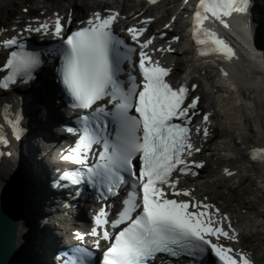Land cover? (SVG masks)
I'll return each instance as SVG.
<instances>
[{"label":"snow or ice","instance_id":"6c2138e0","mask_svg":"<svg viewBox=\"0 0 264 264\" xmlns=\"http://www.w3.org/2000/svg\"><path fill=\"white\" fill-rule=\"evenodd\" d=\"M248 3L249 0H199L192 13L191 30L195 43L203 46L198 47L199 54L217 52L225 58L234 54L222 38L204 27V21L211 17L228 27L224 17L233 12H245ZM117 15L113 12L102 17L100 13H94L87 26L71 31L63 40L65 47L59 50L61 64L57 70L73 98L72 106L89 110L88 114L80 117L83 127L75 145L61 156L62 160L71 161L84 171H66L63 178L78 184L87 175L89 181L94 180L104 186L109 195H117L121 186L131 183V190L122 200L116 218L111 220L113 228L126 226L114 233L108 230L102 233V239L109 241L103 250L102 264H154L159 254L174 258L193 257L209 249L222 264H252L245 254L233 255L231 248L219 243L221 236L232 239L234 234L229 237L219 225L214 226L210 218L205 219L211 215L207 211L210 205L167 198V189L175 190L173 194L177 196L190 195L187 189H177V181L171 177L177 171L184 173L188 170L183 154L190 157L193 152L200 151L191 142V130L187 126L189 112L195 110L199 98L193 97L190 103L185 104L187 89L184 84H170L165 79L170 69L153 61L143 50L151 44V39L140 45V79L131 73L127 76L126 85L118 79L121 46L127 49L123 58L130 66L135 65H132L128 54L131 49L113 34L112 24ZM27 30L47 32L49 26L45 23ZM127 31L135 41L145 29L130 27ZM61 33L62 23L57 17L54 34L61 36ZM2 43L8 48L17 45L18 39L13 36ZM40 63L39 53L26 51L24 45L19 44L18 50L11 51L3 64L8 74L0 79V88L7 89L17 77L21 82H27ZM101 101L106 103L100 104ZM109 118L115 125L111 138L106 127ZM176 119L183 123H174ZM204 120H208L207 114ZM11 126L13 135H16L17 122L12 121ZM196 130L200 131L199 126ZM203 133L206 137L208 129L204 128ZM0 143H7L3 135H0ZM94 145L102 147L95 163L90 165ZM253 151L264 153V149ZM195 166L203 167L202 164ZM224 171L232 174L227 168ZM107 216L108 213L100 209L96 225H108ZM85 235L77 232L75 239L83 241ZM87 235L97 237L93 245L99 247L101 237L97 228L94 227ZM212 237H216L217 242H213ZM76 251L87 254V249L77 247Z\"/></svg>","mask_w":264,"mask_h":264},{"label":"bare ground","instance_id":"6f19581e","mask_svg":"<svg viewBox=\"0 0 264 264\" xmlns=\"http://www.w3.org/2000/svg\"><path fill=\"white\" fill-rule=\"evenodd\" d=\"M127 1L130 0H117V2L115 0L113 4L117 9L123 10L126 8ZM41 2L44 3L43 0ZM119 2H123L121 6L117 5ZM147 4L146 1L141 4L136 3L129 13L124 12L127 15L126 18L132 19L135 14L141 11H144L148 16L156 15L157 18L150 26V32H155L164 29V26L175 17L176 19L171 24L173 31L164 30L169 32L170 37L177 34L184 41L183 43L176 42V50L171 56L173 60H176L174 75L193 77L195 81H208L209 89H204L201 92L203 100L206 102L210 99L211 105L216 103V108L210 107L211 105L205 107V112H210L213 116L210 122L211 132L206 137L199 133L195 140L200 151L195 153L191 161L194 162V167L196 164L203 165L201 173L197 175L194 171L195 175H189L185 185L191 188L195 195L200 196L205 190L214 188L227 190L231 189L233 185H241L249 179V185L253 187L252 191H263L264 197V159L257 162L250 154L253 147L257 145L264 147V61H260V58L257 57L260 52L255 56L252 50L244 51L246 41L243 29L240 28V23L236 22L233 41V44L236 45H233L234 57L219 63V68L213 69L210 66V61L198 58L194 47L190 45L186 28L188 20L191 18L190 1L185 3L183 0L176 9L175 7L174 9L171 7L163 9L161 6L163 11L157 13L152 11V7L155 5ZM85 5L86 3L79 5L76 1L71 2L68 8L73 10V15L68 16L69 13L65 15L66 20L74 25L82 14L81 8ZM87 5L91 7L88 17L93 16L97 10L112 8L110 3L104 0H93ZM53 11L58 10L53 9ZM247 12L249 27L251 20H255L254 25L256 22L259 24L258 29H255L253 25L255 43L258 39L264 45V31L260 30L264 23L260 16L264 15V0H251ZM64 14L65 12H61L59 16ZM230 24L233 26L232 20ZM14 25L17 24L14 23ZM11 27L12 25H10ZM259 32L263 34V37H259ZM210 77L213 78L212 83ZM39 79L41 85L32 90L36 96L35 104L30 105L28 110L25 108L27 113L20 117L19 128L23 136L22 139L15 135L13 142L16 146L8 141V145L4 146L3 153L0 155V197L5 188L9 189L11 193L16 192L15 194L19 196L20 210L18 214L21 224L18 230L20 239L18 238L17 244L20 253L19 264H58L52 255L58 247L57 241L59 240L50 226L51 218L56 213L53 199L57 196V192L53 191L49 185L50 166L43 158L36 157V153L40 154L44 142L54 136L58 123L64 117V112L58 106V100L61 98L57 96L53 81L50 78L42 77V75L39 76ZM225 80L234 84L235 88L231 91L225 89ZM21 93L15 88L7 93L0 92V100L14 95L15 98L21 99L24 97L19 95ZM42 109H46L44 115H41ZM1 112L0 101V125L6 126L7 124L8 132L13 133L11 119H5V122ZM15 155L16 157H12V159L11 156ZM231 159H234L232 163ZM226 168L232 173L231 175L224 171ZM14 180H16L14 183L15 192L8 187ZM74 194L76 193H72V195ZM81 199L83 200L80 202ZM78 201L80 202L77 204L81 211V222L88 219L87 209L100 206L94 202L93 196L87 193L82 194ZM217 207L223 208L222 214L230 217L234 224L243 220L242 227H239L241 231L255 229L252 230L251 236L264 234V224L257 219L261 216L264 218V210L258 211L256 217L249 218V215L234 217L231 209H228L229 205L226 206L227 208ZM75 225L78 224L75 223ZM213 261L211 258L210 264H213Z\"/></svg>","mask_w":264,"mask_h":264},{"label":"rangeland","instance_id":"374dc122","mask_svg":"<svg viewBox=\"0 0 264 264\" xmlns=\"http://www.w3.org/2000/svg\"><path fill=\"white\" fill-rule=\"evenodd\" d=\"M41 1L42 0H0V27L4 24H8V23H12L13 21H17L19 18V15L24 14V9L26 7L37 8L39 10V12H43L42 8H44V7H50V8H52V10L57 9L58 11H61V10H67L68 5L71 2L73 3L76 1V2H78L79 5L82 3H86V5L81 8V13H82L81 15L84 14L86 16L91 11L90 10L91 7L88 6L87 3L89 4L93 0H43L44 3ZM182 1L183 0H167L165 3H163L159 7H155L156 5L153 6L152 11L154 13L156 11V13H157L159 11H163V9L170 8V7H171V9H174V7L176 9L177 6H179L182 3ZM116 2H117V0H116ZM114 3H115V1H114ZM122 3L123 2H119L118 4L122 5ZM136 3H137L136 0L127 1L126 12L127 11L129 12V10L133 9L134 5ZM161 6L163 7V9H161L162 8ZM50 12H52V11H50ZM257 16H259V14H257ZM260 16H262V20L264 21V15L262 14ZM252 22L254 23L255 20ZM254 26H255V29H258V27H259L258 22H256V24ZM260 30L264 31V23L261 25ZM259 37H263V34L261 32H259ZM256 43L259 44L260 49H261L260 54L258 55V56H261L260 61L261 60L264 61V45L258 39L256 40ZM203 76H206V75H203ZM210 79H212V81L210 80V82L212 83L213 78L210 77ZM200 82H201V86H200V90H199L200 93L202 91H204V89L205 90L209 89V86L207 85L208 81L204 80V81H200ZM215 84H217V83H215ZM209 101H210V99H208L206 102H205V100L202 99V103L204 104L205 107L208 105H211V103H209ZM215 105H216V103H213L210 107L213 106V108H216ZM9 132L11 133V131H9ZM11 142L14 146H16L15 142H13V141H11ZM37 156H39V153H36V157ZM12 157H16V155L11 156V158ZM39 159H41V158H39ZM233 160L234 159H231L230 162L232 163ZM15 181L16 180H14L12 183H10L8 185V187L10 189H12L14 192L16 191L15 186H14ZM249 183H250V180L248 179L241 185H238V184H237V186L233 185V187L231 189L226 190V189H221V188H214L212 190H205V191H203V193L206 192V195L208 196V198L210 200L218 202L220 204V206H224L225 208H227L226 206L229 205L228 209H231V212L234 213V217H237L240 215H249V218H254V217H256L258 211L264 210V197H263V193H262L263 191H258V192H256L255 190L252 191L251 188H253V187H250ZM259 196H260V198H259ZM82 200L83 199H81L80 202ZM257 201H259V202H257ZM252 203H254V205H252ZM78 208L80 209V207H78ZM222 210H223V208H222ZM85 213H86V211H85ZM257 219H258V221L263 222V224H264L263 216H261ZM239 225H243V220L239 221ZM252 230H255V229H252ZM252 230L247 229L245 231V232H247L245 234L246 246L248 249H250V250L253 249L255 251V255L259 259L258 264H264V234L251 236Z\"/></svg>","mask_w":264,"mask_h":264},{"label":"water","instance_id":"95a60500","mask_svg":"<svg viewBox=\"0 0 264 264\" xmlns=\"http://www.w3.org/2000/svg\"><path fill=\"white\" fill-rule=\"evenodd\" d=\"M18 194L3 189L0 197V264H19L18 249L19 200Z\"/></svg>","mask_w":264,"mask_h":264}]
</instances>
